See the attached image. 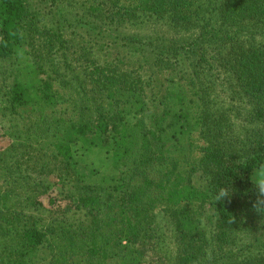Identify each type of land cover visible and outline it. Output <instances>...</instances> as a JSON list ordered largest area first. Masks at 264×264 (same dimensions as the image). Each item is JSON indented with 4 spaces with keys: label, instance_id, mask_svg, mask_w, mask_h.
<instances>
[{
    "label": "trees",
    "instance_id": "obj_1",
    "mask_svg": "<svg viewBox=\"0 0 264 264\" xmlns=\"http://www.w3.org/2000/svg\"><path fill=\"white\" fill-rule=\"evenodd\" d=\"M261 163L264 0H0V264H264Z\"/></svg>",
    "mask_w": 264,
    "mask_h": 264
},
{
    "label": "clouds",
    "instance_id": "obj_2",
    "mask_svg": "<svg viewBox=\"0 0 264 264\" xmlns=\"http://www.w3.org/2000/svg\"><path fill=\"white\" fill-rule=\"evenodd\" d=\"M250 180L256 191L257 197L253 207L257 211L264 210V163H261L257 168L252 171ZM232 191L228 187H221L215 194V201L222 202L226 198L231 199Z\"/></svg>",
    "mask_w": 264,
    "mask_h": 264
},
{
    "label": "rangeland",
    "instance_id": "obj_3",
    "mask_svg": "<svg viewBox=\"0 0 264 264\" xmlns=\"http://www.w3.org/2000/svg\"><path fill=\"white\" fill-rule=\"evenodd\" d=\"M76 160L78 162L77 164L78 171L80 172V174L82 175V177L86 182H96L99 178V175L97 178L96 171L94 170L96 169L100 171L99 173L101 174V172H103V169L105 168L104 166L102 167L101 164L99 165L91 164L92 161L96 160V157L91 156L90 154L85 155L83 158L76 157Z\"/></svg>",
    "mask_w": 264,
    "mask_h": 264
}]
</instances>
